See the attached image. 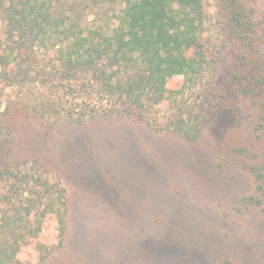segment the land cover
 Returning a JSON list of instances; mask_svg holds the SVG:
<instances>
[{
	"label": "rangeland",
	"instance_id": "374dc122",
	"mask_svg": "<svg viewBox=\"0 0 264 264\" xmlns=\"http://www.w3.org/2000/svg\"><path fill=\"white\" fill-rule=\"evenodd\" d=\"M229 1L203 0L201 47L188 51L208 63L196 87L210 100L198 143L160 130L175 112L168 100L148 115L153 127L134 117L70 126L14 113L8 162L61 183L68 207L62 242L51 217L40 240L57 247L40 260L29 245L22 261L264 264V193L251 170L264 164V0H239L257 24L245 37L231 25Z\"/></svg>",
	"mask_w": 264,
	"mask_h": 264
},
{
	"label": "trees",
	"instance_id": "16d2710c",
	"mask_svg": "<svg viewBox=\"0 0 264 264\" xmlns=\"http://www.w3.org/2000/svg\"><path fill=\"white\" fill-rule=\"evenodd\" d=\"M230 1L234 31L250 36L257 24ZM203 12V0H0V88L8 89L0 109V264H34L19 257L32 244L46 259L57 245L40 240L44 227L56 218L59 243L67 227L66 188L7 160L14 113L70 126L134 117L153 127L148 115L168 100L175 112L160 130L198 143L210 100L196 87L208 63L202 51H188L201 47ZM192 89L197 100L188 106ZM261 118L264 129V111ZM251 170L264 193V164Z\"/></svg>",
	"mask_w": 264,
	"mask_h": 264
}]
</instances>
